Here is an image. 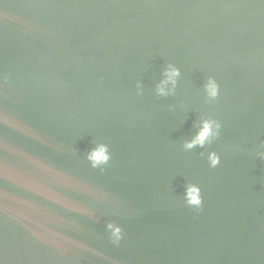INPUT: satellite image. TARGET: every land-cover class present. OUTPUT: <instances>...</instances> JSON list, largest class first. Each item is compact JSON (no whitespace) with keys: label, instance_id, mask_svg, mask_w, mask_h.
Returning a JSON list of instances; mask_svg holds the SVG:
<instances>
[{"label":"water","instance_id":"1","mask_svg":"<svg viewBox=\"0 0 264 264\" xmlns=\"http://www.w3.org/2000/svg\"><path fill=\"white\" fill-rule=\"evenodd\" d=\"M261 145L264 0H0V264H264Z\"/></svg>","mask_w":264,"mask_h":264},{"label":"clouds","instance_id":"2","mask_svg":"<svg viewBox=\"0 0 264 264\" xmlns=\"http://www.w3.org/2000/svg\"><path fill=\"white\" fill-rule=\"evenodd\" d=\"M179 77L180 69L174 64L167 63L162 70V79L155 85L156 96L164 97L173 95ZM136 87L139 93L141 91L139 83H137ZM202 87L206 100L216 99L219 94V85L214 78L208 77ZM220 128L221 124L216 119L201 116L197 134L191 140L185 141L182 144V148L186 151L195 147L203 148L205 144H210L219 136ZM261 149H264V145H261ZM201 155H203V153H201ZM256 155L259 159L264 160V150L257 151ZM85 159L92 168H100L103 170V166L108 163L110 155L106 146L98 145L86 153ZM207 162L209 167L214 168L219 164L220 158L216 152L210 151L207 155ZM182 196L184 203L190 207L199 209L202 204L200 188L195 184H185ZM105 229L112 243L116 244L120 241L122 229L119 225L108 222L105 225Z\"/></svg>","mask_w":264,"mask_h":264}]
</instances>
